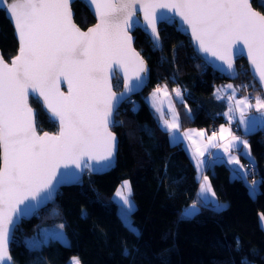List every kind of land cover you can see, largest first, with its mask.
Here are the masks:
<instances>
[{
  "label": "trees",
  "instance_id": "16d2710c",
  "mask_svg": "<svg viewBox=\"0 0 264 264\" xmlns=\"http://www.w3.org/2000/svg\"><path fill=\"white\" fill-rule=\"evenodd\" d=\"M252 5L264 13V0H252ZM72 7L81 27L95 22L84 3L76 0ZM158 32L162 48H154L140 28L132 31L133 44L146 58L149 72L142 92L128 97L115 114L111 126L119 142L115 166L85 173L82 185H64L52 203L32 218L22 219L10 243L15 264H70L72 256H78L81 264H264V233L258 223L260 212L264 213V129L246 134L252 159L240 153L244 164L253 166L245 174L258 180L256 195L245 179L233 176L226 162L215 161L206 168L219 202H228L224 208H215L197 197L200 182L194 162L182 145L172 144L145 98L157 86L179 85L184 96L175 102L180 127L210 128L223 123L224 116L209 114L205 106L194 114L189 109L200 99L209 100L216 85L233 82L241 93L253 97L262 92L243 58L237 60L239 76L230 80L203 62L174 24L161 23ZM18 46L14 28L1 8L4 58L13 57ZM115 77L114 86L120 89L122 79ZM30 103L36 108L38 130L57 131L58 123L42 104L34 97ZM123 179H129L136 202L131 212L140 228L136 234L129 231L112 197ZM193 202L198 209L183 218ZM43 228H62L68 241L55 238L41 245L30 243Z\"/></svg>",
  "mask_w": 264,
  "mask_h": 264
},
{
  "label": "snow or ice",
  "instance_id": "6c2138e0",
  "mask_svg": "<svg viewBox=\"0 0 264 264\" xmlns=\"http://www.w3.org/2000/svg\"><path fill=\"white\" fill-rule=\"evenodd\" d=\"M84 2L99 21L86 32L73 22L72 0H0V5L5 6L13 20L19 41V54L12 59L11 66L0 54V149L3 161L0 168V264L12 259L8 253V240L14 217L26 213L30 202L42 193H50L61 167L80 168L82 162L86 163V157L108 161L113 156L116 138L109 128L114 123L113 112L125 93L139 86L134 84L132 76H128V68L132 67L137 82L142 81L140 74L147 70L140 54L132 48L130 32L140 27L154 48H162L157 30L158 10L178 15L190 29L200 50L223 62L222 70L233 71L231 53L235 46L241 45V51L247 50L253 71L264 89V14L255 11L250 0ZM138 9L143 21L137 16ZM114 65L123 70L126 78L125 91L119 95L113 91L111 83ZM61 79L68 83L67 94L59 89ZM162 91L165 96L169 95L166 85L163 89L157 87L152 94L154 105L157 94ZM174 91L177 97H182L179 88ZM30 93L59 123L58 135L37 134L34 110L28 103ZM227 99L233 101L235 97L229 95ZM253 107L264 112V98L256 97L254 105L248 97L235 100L234 107L228 109V120L233 119L230 113L239 109L240 120L247 128L244 112ZM156 109L163 111L159 105ZM164 124L173 131L179 128L174 110L171 122L164 120ZM226 131L231 135L229 129L220 128L221 140L226 139ZM216 136L213 132L208 137L212 147H223L228 153L234 144L242 145L245 154H250L247 142L239 137L231 136L227 144L222 145L212 143ZM203 155L200 152L195 159L198 168L205 163L200 159ZM229 162L239 165L235 157L230 156ZM203 181L201 192L211 191L207 177ZM122 188L128 194L118 190L116 195L131 208V185L124 181ZM212 196H215L214 192ZM192 214V211H186L183 218ZM261 220L264 222V213ZM129 231L137 233L132 225ZM124 252L130 255L127 248ZM73 264H80L79 259L73 258Z\"/></svg>",
  "mask_w": 264,
  "mask_h": 264
},
{
  "label": "crops",
  "instance_id": "0c3cea01",
  "mask_svg": "<svg viewBox=\"0 0 264 264\" xmlns=\"http://www.w3.org/2000/svg\"><path fill=\"white\" fill-rule=\"evenodd\" d=\"M228 85H233L234 87L228 88L227 87ZM159 87L161 89L164 88V86H159ZM177 88H179L182 92L181 87L178 85V86H173L172 88L167 87V91L169 94L168 96H165L163 94V91L157 94L158 99L156 101V105H159L163 109L162 112L157 111L156 105H154L152 101V94L157 89V87L151 90L152 91V92L150 91L151 93L148 92L145 98L150 108L153 109L155 116L157 117V119H159V122L162 128L166 129L169 132L170 140L173 145H177V146L182 145L188 151L190 155V159L191 161L194 162V164H195V159L197 156L200 155V152L204 153V155L200 157V159L205 161L204 165L198 168L195 164V167L198 171V178L200 182L198 190H197V197L203 203L208 202V203H211L212 205L216 203L222 204L219 202L216 194L215 196H212L213 189L211 186V182L209 181L207 173L205 171L206 168L214 164L215 161H224L229 165L230 169L233 170L232 172L233 176L237 175L244 179V177H247V175L245 174V169H244L245 164L242 158L240 157V153H242L245 158L247 157L248 159L251 160L252 159L251 151H250V154H245L246 149L244 146L242 145L236 146L234 144L230 152L225 153L223 150V147H212L208 140V137H210L213 132H216L217 136L212 141V143H217V144H222V145H226L228 139H230L231 136L239 137L241 141L247 142L246 134L256 131V129H260L264 127V112L257 111L255 107L246 108L244 115H245L246 120L248 121L247 128L245 127L244 123L241 122L240 120L239 109H234V111L232 112L233 117L235 116L234 118L235 120L229 121L228 117L224 115V113L229 114L228 109L230 106L234 107L235 100L243 99L244 97H248V95L250 94L241 93L239 91V86L236 83L221 82L219 86L217 85L215 86L213 94L211 95L209 100L200 99V101L197 102L196 104L194 103L191 104L189 113L194 114L201 108V106L203 107L205 106L209 114L211 115L221 114L222 116H224L225 121H223V123L221 124H218L217 126H210V128H207V127L181 128L180 118H178L179 128L173 131V130L168 129L165 126L164 120H169L171 122L172 116H173V110L175 111L178 117L177 108L175 107V102L179 100H183L184 96H183V93H182V97H177L175 95L174 90ZM218 89L220 90L219 92H217ZM229 95H234L235 100L229 101L227 99ZM250 103L253 105L256 103V96H254V99ZM221 127H224L225 129H229L231 133V135H229V132L227 131L225 132L224 134L226 137L225 140H221L219 136V131ZM201 132L204 133L203 136L199 135V133ZM193 141H195V143H193ZM205 147H207V151H205ZM247 147L248 149H250V147L248 146V142H247ZM196 149H199V152H197ZM230 156L238 159L239 165L235 163H230L229 162ZM241 165L243 166L242 168L240 167ZM204 177H207V182L210 184L211 191L209 192H201V183L204 182L203 181ZM193 205H195V209H192ZM197 209H198V205L195 202L190 203V205L186 207V211L195 212V210Z\"/></svg>",
  "mask_w": 264,
  "mask_h": 264
},
{
  "label": "water",
  "instance_id": "95a60500",
  "mask_svg": "<svg viewBox=\"0 0 264 264\" xmlns=\"http://www.w3.org/2000/svg\"><path fill=\"white\" fill-rule=\"evenodd\" d=\"M78 1H80V2L85 4L84 0H78ZM74 2H76V0H72V3H71V9H72V12H73V22L76 24V26L81 31L86 32L89 28L94 27L99 22L98 21V17L94 14L92 8L85 4V6L89 10V12L94 16L95 22L92 23L91 25H89L87 28L81 27V25L76 23L75 18H74L75 14H74V10H73V7H72ZM250 2H251V7L255 11H257V12H259L261 14H264L262 11L260 12L255 6L252 5V0H250ZM1 8H3L5 10V6L4 5H0V9ZM5 12H6V16L9 18V20H10V22L12 24V27L14 28L15 37H16V39H18L17 38V34H16V29L14 27L13 20L9 16V14H8V12L6 10H5ZM137 16L140 17L141 21H143L142 12H140L139 9L137 11ZM158 17H160V18L157 20V30H158L159 25L161 23L165 22L167 24H174L177 31H179L184 36L188 37L189 41L192 44L193 51L196 53V55L203 62H205L209 67L211 66L214 71H216L219 74H222L223 76H225L226 78H228L230 80L235 79V78H237L239 76L237 60L243 58L244 61L247 64V68L250 71V74H251L252 78L254 79L255 82H257V84H258V86H259V88H260V90L262 92L263 98H264V89L261 88V85H260V83L258 81V76L253 71V68H252V66L250 64V61H249V58H248V55H247V50L245 49V50L241 51V47H242L241 45L235 46L233 48V50H232V53H231V58H232V62H233V71L229 72V71H226V70H222L224 68L223 62L220 61L217 57H213L211 55V53H206V52H203L202 50H200V48L198 47L196 41L192 37L190 29L188 28V26L186 24L183 23V21L181 20V18L178 15H176L175 13L170 12L168 10L160 9V10H158ZM137 28H140V27H137ZM140 29L142 31H144L142 28H140ZM133 30H131V32H130V35L133 37V39H132V48L136 52H138L140 54V56L142 57V59H143V61L145 63V66H146L147 70H146V72L140 74L141 77H142V81L137 82L134 79L133 69H132L131 66H129V68H128V76H132L134 84L138 83L139 86L138 87H134L131 92H126L125 93L124 98L121 99V101L118 104L117 108L113 112V117H112L113 121L115 119V114L118 111L117 110L118 107L121 106L122 103L125 100L128 99V97H130L132 95H135L136 93L142 92V90L144 89L145 83H146V81L148 79V72L149 71H148L147 61H146V58L135 47V44H133L134 39H135V36L132 33ZM159 39H160V43H161L160 32H159ZM18 43H19V41H18ZM161 45H162V43H161ZM0 54H2L1 50H0ZM18 54H19V46H18L17 53L13 57H11L9 60H6L4 58V56H3V59H4V61L6 63H8L11 66L12 59L15 56H17ZM117 75L119 77H121V79H122V83H121L120 89H117L114 86V79L116 78L115 76H117ZM125 82H126V78H125V76L123 74V70L114 65L113 66V70H112V79H111L113 91L116 92L118 95L120 93L124 92L125 91L124 90V83ZM58 86H59V89H60L61 92L65 93V94H67L69 92V86H68V83H67L66 80L61 79L59 81V85ZM30 97H34V95L31 94V93L29 94L28 103H29L30 107L34 110V119H35V125H36L37 134L38 135H43L45 132H47V133H49L51 135H58L59 134V123L56 120H55L56 123H58L57 131H47V130L40 131V130H38L37 124H36V116H37L36 108L32 105V103H30ZM43 109L45 110L44 106H43ZM45 112L48 113L46 110H45ZM114 124H115V121H114V123L109 125L110 131L115 135V138H116L115 139V150H114L113 156L111 157L110 160H108V161L93 160V159H90V158L86 157L85 158L86 163L82 162L80 168H76L75 166H69L68 168L61 167L59 169V172L57 173L56 179L53 181V187L50 190V193L49 194L42 193L40 197H38L37 199L32 200L30 202V208H29V210L26 213H24V214L18 213L14 217V221H15L14 224L9 226L8 253H9L10 256H11V254H10V247H11L10 243H11V239L13 237V231H14V228L17 225L21 224V220L22 219L27 220V219L32 218V216L34 214L38 213L39 210H41L44 206H46L49 203H52L55 200L56 196H57L58 190L61 189L64 185H74V184L82 185L84 183V178H85L84 174L85 173H95L96 171H106V170L112 168L113 166H115V162H116V158H117V154H118L117 150H118L119 142H118L117 133L113 132V130L111 129V126L114 125ZM0 159H1L0 168H2L3 167L2 149H0ZM23 207L24 206L21 205V208H23ZM261 214H262V212H260V214H259L258 223L260 225V228H261L262 232L264 233V222H262V220H261ZM11 258L12 259H11L10 262L5 261L4 264H15L13 256H11Z\"/></svg>",
  "mask_w": 264,
  "mask_h": 264
},
{
  "label": "rangeland",
  "instance_id": "374dc122",
  "mask_svg": "<svg viewBox=\"0 0 264 264\" xmlns=\"http://www.w3.org/2000/svg\"><path fill=\"white\" fill-rule=\"evenodd\" d=\"M219 86V85H217ZM159 87V86H157ZM152 92V91H151ZM150 92V93H151ZM261 97L263 98L262 94L261 93H257L256 94V97ZM252 102V101H250ZM233 117V114L230 113ZM224 115H226L228 117L229 114H226L224 113ZM235 116L233 117L232 121H234L235 119ZM264 128V127H263ZM248 149V147H247ZM246 171V170H245ZM244 179L248 182L249 184V190L251 191L252 195H256L257 191H258V180L256 179H249L248 177H244ZM124 181H129V179H123L120 181V183L117 185L118 188L116 189V191L113 193V198H114V201L117 203V207H118V213L120 214L121 218H123L124 222L128 225V227L130 225L134 226L136 229H137V233L140 232V228L139 226L136 224L135 220H134V217H132V210L135 208L136 206V202H135V199L134 197L130 194L129 195V201L131 202V205L132 207L129 208L127 205L124 204L123 200L121 199V197H118L116 195L117 191L118 190H122V191H125V194L127 195V191L126 189H123L122 188V185L124 184ZM253 181H255V184L253 185ZM132 189V188H131ZM222 203V202H220ZM228 204V202H225V204H214L213 206L216 208H224L226 207ZM36 234L33 235L32 238L29 239V242L30 243H35V244H38V245H41L42 244V241H47L49 239H55V238H58L61 242H64L66 243L68 241L67 239V236L65 234V232H63V229L62 228H59V229H54V230H48V229H41L37 232H35ZM73 258H78V256H72L70 259H69V263L70 264H73ZM81 264V263H80Z\"/></svg>",
  "mask_w": 264,
  "mask_h": 264
},
{
  "label": "built area",
  "instance_id": "2783aa9c",
  "mask_svg": "<svg viewBox=\"0 0 264 264\" xmlns=\"http://www.w3.org/2000/svg\"><path fill=\"white\" fill-rule=\"evenodd\" d=\"M248 99H249V101H252L253 100V96L249 95ZM132 101H135V99H132ZM244 169H246V173H250V172L253 171V166H252V164L250 162H246V164L244 166Z\"/></svg>",
  "mask_w": 264,
  "mask_h": 264
}]
</instances>
